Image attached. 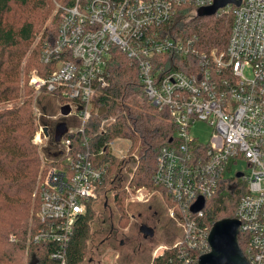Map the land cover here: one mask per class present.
I'll use <instances>...</instances> for the list:
<instances>
[{"label":"built area","instance_id":"1","mask_svg":"<svg viewBox=\"0 0 264 264\" xmlns=\"http://www.w3.org/2000/svg\"><path fill=\"white\" fill-rule=\"evenodd\" d=\"M239 1L238 6L218 10L232 17L226 49L219 53L201 51L194 34L174 35L166 29L178 9L198 11L211 6L213 0L55 4L56 38L44 54V61L55 60V69L47 78L33 71L28 85L60 98V107L69 108L63 117L75 118L78 126L68 130L64 123L65 132L54 141L59 145L55 146L57 154L47 163L54 165L45 170L33 195L38 198L37 227L26 240L27 244H54L52 264H67L66 249L74 226L103 191L108 164L94 161L103 151L94 154L84 132L92 102L100 89L108 87L107 67L114 48L137 64L147 99L159 111L168 109L175 127L169 144L156 155L152 185L164 191L168 214L178 219L182 229L183 240L172 247L183 248L177 251L180 264H198L202 251L209 252L208 234L203 236L197 220L203 217L206 200L213 197L220 181L238 173L246 193L233 219L239 222L249 264H264V0ZM177 59L187 74L173 68ZM111 121H102L99 133ZM197 121L212 127L211 143L204 145L191 137L190 128ZM40 132L34 137L36 144L46 139ZM71 136H80L79 150L72 148ZM111 144L109 151L115 155ZM240 160L246 162L245 170L234 169ZM130 179L124 192L132 201L147 200L151 191L132 187ZM198 198L204 206L191 213Z\"/></svg>","mask_w":264,"mask_h":264},{"label":"trees","instance_id":"2","mask_svg":"<svg viewBox=\"0 0 264 264\" xmlns=\"http://www.w3.org/2000/svg\"><path fill=\"white\" fill-rule=\"evenodd\" d=\"M73 1L64 0L61 3L69 6ZM81 1L84 3L87 0ZM17 9L28 10V14L15 18ZM52 9L51 0H0V264H25L26 259L28 262L34 260V264L53 263L50 256L56 248L54 244L26 243L28 233L35 232L37 227L35 213L38 198L33 194L43 170L39 149L33 143L35 115L32 108L33 88L28 85L31 75H28L36 71L41 78H47L55 69V60L44 61V54H48L53 46L57 33L58 15L52 14ZM184 11V8L178 9L166 24L168 32L185 36L194 34L197 36L196 47L201 51L216 50L219 53L226 49L232 25L230 13L188 20ZM174 62L178 65L173 68L187 74L179 59ZM107 71L108 87L100 89L92 102V116L84 136L89 139L94 154L103 151L101 157L94 159L98 165L108 164L100 190L107 185L113 187L112 202L119 214L118 224L126 226V196L122 187H115L123 160L110 153L108 144L121 138L130 141L125 156L134 161L137 155L130 185L152 191L155 189L152 175L156 155L169 144L175 127L169 120V110L159 111L147 99L139 78V68L134 61L114 48ZM57 100L63 104L60 98ZM10 103L14 105L8 107ZM109 119L113 122L99 133L102 121ZM71 138L72 148L74 145L75 150H79L80 136ZM43 154L56 156V147L44 148ZM53 165L47 164L46 169ZM158 191L167 206L164 191ZM245 193L246 187L241 179L232 177L220 181L213 197L206 200L203 217L197 220L204 237L217 221L234 218L238 202ZM93 210L91 204L74 226L66 249L67 264L84 262ZM244 243L245 239L239 234L238 246L243 253ZM181 249H166L157 254L151 264H180L177 251ZM203 254L205 251L200 256Z\"/></svg>","mask_w":264,"mask_h":264},{"label":"rangeland","instance_id":"3","mask_svg":"<svg viewBox=\"0 0 264 264\" xmlns=\"http://www.w3.org/2000/svg\"><path fill=\"white\" fill-rule=\"evenodd\" d=\"M38 1L42 0H35V2ZM63 1L51 0L53 4L52 14H56L55 4ZM15 14H17L15 18L23 17L28 14V10L17 9ZM183 14L188 20L209 18L198 17L197 9L192 8L186 9ZM217 14L225 15L221 10ZM23 82L24 80L21 81V85ZM13 105L14 103H10L8 107H12ZM60 106L61 103L52 93L46 91L37 92L33 89L32 108L35 115L36 129L34 137L37 132H40V129H42V132H40L42 136L45 134L43 132L44 129L47 131V137L42 140L41 144H36L33 137V143L37 145L40 152V162L43 170L44 168L46 169L48 161L55 158V156L51 157L50 155L43 154V149L55 146L59 147L58 144L52 146L54 144V134L52 133L56 125L65 123L68 125V130H75L78 126L75 118H66L60 114ZM111 120L113 119H109L108 121ZM190 135L193 138H197L200 143L207 145L211 143L214 132L208 123L197 121L190 128ZM129 147L130 141L121 138L112 142L110 148L117 157L123 160L118 181L115 185L116 188L122 187V190L130 177H132L137 159L136 155L134 163V161L124 156ZM51 152H54V148H51ZM234 169L245 170L246 162L238 161ZM43 170L40 172L39 179L44 175L45 170ZM37 187L38 184L35 191ZM113 191V187L107 185L100 193L98 199L93 202L94 217L90 221L88 249L82 264H151L156 254L161 253L165 249L172 248L183 240L182 229L179 226L178 219L169 216L168 207L162 198L163 195L161 196L158 190L154 189L146 194L148 201L144 199L142 202L132 201V196L124 192L126 196L124 208L126 217L128 218L126 226L118 224L119 214L112 202ZM141 225H147L154 231L152 238L144 239L142 237L139 232ZM3 260L2 258L1 261ZM31 261L30 259L28 262L26 259L24 262L25 264H30Z\"/></svg>","mask_w":264,"mask_h":264},{"label":"water","instance_id":"4","mask_svg":"<svg viewBox=\"0 0 264 264\" xmlns=\"http://www.w3.org/2000/svg\"><path fill=\"white\" fill-rule=\"evenodd\" d=\"M239 4V0H213L211 6L199 9L197 11V16L211 17L214 16L219 9L227 5L238 6ZM68 113L69 108L67 106H62L60 108V114L62 116H66ZM43 132L45 133V137H47L46 129H44ZM64 132V123L58 124L55 128V143L59 141ZM241 176V173L236 174V178H240ZM203 206V199L198 198L192 205L190 211L191 213H196L200 211ZM238 228L239 222L235 219H222L214 223L207 237L209 252L199 257L198 264H249L238 246ZM139 232L144 239L152 238L154 235V231L147 225H141Z\"/></svg>","mask_w":264,"mask_h":264},{"label":"flooded vegetation","instance_id":"5","mask_svg":"<svg viewBox=\"0 0 264 264\" xmlns=\"http://www.w3.org/2000/svg\"><path fill=\"white\" fill-rule=\"evenodd\" d=\"M57 126V125H56ZM56 128V127H55ZM55 131V130H54ZM110 233H112L111 231H110ZM120 243H122V241H120Z\"/></svg>","mask_w":264,"mask_h":264}]
</instances>
